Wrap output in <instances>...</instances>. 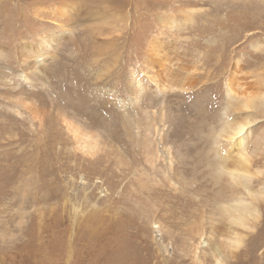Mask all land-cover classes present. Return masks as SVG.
<instances>
[{"label":"rangeland","instance_id":"obj_1","mask_svg":"<svg viewBox=\"0 0 264 264\" xmlns=\"http://www.w3.org/2000/svg\"><path fill=\"white\" fill-rule=\"evenodd\" d=\"M229 92L264 97V0H0V264H264V200L213 256L249 113L264 190Z\"/></svg>","mask_w":264,"mask_h":264},{"label":"bare ground","instance_id":"obj_2","mask_svg":"<svg viewBox=\"0 0 264 264\" xmlns=\"http://www.w3.org/2000/svg\"><path fill=\"white\" fill-rule=\"evenodd\" d=\"M228 95L229 106L234 102L239 105L238 109H244L246 111H264V97L244 101L236 95H233L232 92H229ZM249 115V117L237 123L233 121L225 122L218 135L219 140L224 139L231 143L232 146L227 155H217L220 161L218 162L217 175L214 177L219 185L225 179L227 183L226 186L231 191L225 196L223 195L224 192H218L219 194L217 196L220 203H218L216 207L215 215L221 222H225L226 233L223 235L219 247L213 252V256L217 261L215 263L223 262L227 256L226 254H234L235 251H238L244 243L245 235L243 231L254 228L255 224L261 218L258 204L261 200H264V190L256 192L252 189V183L259 173H253L251 170L254 153L252 152L253 154H251V152L248 151L243 136L245 130L251 123V119H253L252 113H249ZM85 148H88L87 145H85ZM233 148H237V152L234 154L232 152ZM231 156L234 158V162L232 166H227ZM199 235L201 237L203 233H199L198 236ZM192 248L194 249L195 247Z\"/></svg>","mask_w":264,"mask_h":264}]
</instances>
